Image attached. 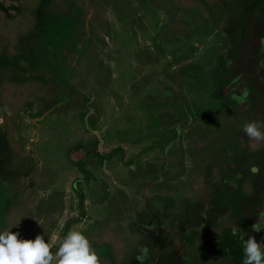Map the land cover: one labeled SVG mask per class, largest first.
<instances>
[{
  "label": "rangeland",
  "instance_id": "374dc122",
  "mask_svg": "<svg viewBox=\"0 0 264 264\" xmlns=\"http://www.w3.org/2000/svg\"><path fill=\"white\" fill-rule=\"evenodd\" d=\"M0 60V231L100 264L264 243V0H0Z\"/></svg>",
  "mask_w": 264,
  "mask_h": 264
},
{
  "label": "clouds",
  "instance_id": "9594fccd",
  "mask_svg": "<svg viewBox=\"0 0 264 264\" xmlns=\"http://www.w3.org/2000/svg\"><path fill=\"white\" fill-rule=\"evenodd\" d=\"M248 91L244 89L233 99L241 107H246ZM264 123L252 121L245 123V134L256 141L264 140V131L261 128ZM257 222L252 225L254 232L264 230V208L257 214ZM237 227L232 226V235L236 236ZM19 233H13L10 229L0 231V264H52L54 258L57 264H100L96 251L88 238L78 230H71L63 237L62 242L53 253L50 244L45 242L41 235L32 239H18ZM243 260L242 264H264V243H258L254 237L244 241L242 237ZM147 255V249H142ZM138 260L143 256H138Z\"/></svg>",
  "mask_w": 264,
  "mask_h": 264
},
{
  "label": "trees",
  "instance_id": "16d2710c",
  "mask_svg": "<svg viewBox=\"0 0 264 264\" xmlns=\"http://www.w3.org/2000/svg\"><path fill=\"white\" fill-rule=\"evenodd\" d=\"M3 62L2 60H0ZM8 64L7 62H5ZM7 147L6 142L0 135V154ZM221 230L216 233L215 238L212 240H203L197 252L198 259L203 260H225L230 261L233 264H242L243 252H242V243L247 241L243 238L241 231H237L236 236L232 235L231 227H221Z\"/></svg>",
  "mask_w": 264,
  "mask_h": 264
}]
</instances>
